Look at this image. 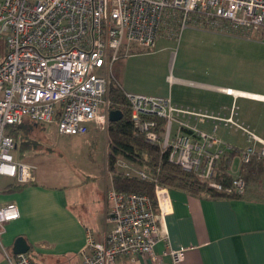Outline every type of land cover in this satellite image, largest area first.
<instances>
[{"label": "built area", "instance_id": "built-area-1", "mask_svg": "<svg viewBox=\"0 0 264 264\" xmlns=\"http://www.w3.org/2000/svg\"><path fill=\"white\" fill-rule=\"evenodd\" d=\"M190 21L237 31L247 39L255 33L264 43V0H0V177L21 185L34 182V167L13 155L9 126L25 121L56 125L63 135L86 134L90 125L109 131L111 69L120 53L128 55L135 45L152 49ZM124 95L136 132L171 163L216 191L244 193L240 175L227 188L215 179L222 156L235 150L215 135L217 123L247 137L250 146L242 151L241 163L264 158V141L235 119L234 108L226 118L176 106L170 98ZM205 122H213V134L198 128ZM135 165L123 158L115 163L127 177L154 182L155 203L147 195L117 192L111 183L104 237L98 240L88 230L76 264H118L122 259L166 264V256L173 264L184 260L185 250L170 246L164 224L173 211L170 189ZM19 217L14 202H0V264H43L3 245L5 226ZM161 242L165 250L158 256L155 246Z\"/></svg>", "mask_w": 264, "mask_h": 264}, {"label": "rangeland", "instance_id": "rangeland-1", "mask_svg": "<svg viewBox=\"0 0 264 264\" xmlns=\"http://www.w3.org/2000/svg\"><path fill=\"white\" fill-rule=\"evenodd\" d=\"M170 35L172 38L161 37L152 49L135 45L128 55L123 50L112 65V82L135 93L167 97L171 94L175 104L208 113H216V106L222 104L229 107L230 113L234 104V108H238L236 119L264 137V103L248 99V96L234 99L232 95L215 93L213 89L166 81L167 76H173L195 83L264 93V43L258 35L253 33L252 39H247L237 31L191 21L183 30L179 28L177 33ZM217 125L215 135L226 145L240 150L250 146L243 132L222 123ZM23 126L30 149L23 153L15 149V159L34 167V181L39 177L42 183L62 186L71 195L82 198L83 205L74 204L73 200L74 209L90 221L93 229H103L106 173L110 178L107 171L111 148L108 130L90 125L86 134L63 135L56 125L45 129L26 122ZM197 126L213 134V122L198 123ZM240 165L241 158L236 157L231 169L233 175H239ZM11 181L14 180L0 177V187ZM79 206L87 212L83 214Z\"/></svg>", "mask_w": 264, "mask_h": 264}, {"label": "crops", "instance_id": "crops-1", "mask_svg": "<svg viewBox=\"0 0 264 264\" xmlns=\"http://www.w3.org/2000/svg\"><path fill=\"white\" fill-rule=\"evenodd\" d=\"M166 81L199 89H213L215 93L232 95L234 99L246 96L225 94L223 90L264 96V93L195 83L173 76H167ZM122 89L128 93L142 94L123 87ZM157 97L170 98L173 102L171 94L168 97ZM257 100L264 103V100ZM173 104L184 107L174 102ZM233 108L234 104L229 113V107L222 104L216 106V113L213 114L228 118ZM237 109L234 108L235 119ZM241 124L246 127L244 123ZM252 132L264 141V137ZM108 177L106 173L103 229L91 227L90 221L84 219L78 209L75 210L72 206L73 200L74 204H85L83 199L71 195L69 190L62 186L42 183L38 177L37 181L24 184L26 186L13 193L2 194L1 190L4 187L16 182L4 183L3 187H0V202H14L18 206L20 217L5 226L3 245L12 250L15 240L22 236L30 246L28 254L33 259L43 264H76L80 261L81 252L85 248L88 230L92 231L98 240H102L107 229L106 217L110 207L107 192L112 186ZM169 193L173 211L166 216L164 224L169 234L170 246L175 250H185V258L178 264H264V192L249 189L239 198H213L203 194H190L180 189H170ZM79 208L83 214L87 212L84 207ZM164 250L165 244L162 242L155 246V253L158 256H162ZM139 261L145 264L142 260ZM163 262L173 264L169 256L163 257ZM118 264L129 262L122 259Z\"/></svg>", "mask_w": 264, "mask_h": 264}, {"label": "trees", "instance_id": "trees-1", "mask_svg": "<svg viewBox=\"0 0 264 264\" xmlns=\"http://www.w3.org/2000/svg\"><path fill=\"white\" fill-rule=\"evenodd\" d=\"M4 50L1 45V51ZM122 87L115 83L110 86L111 108L120 110L123 117L117 122H109L110 153L108 154L109 171L113 177V187L117 192L138 193L147 195L155 203V185L150 180H144L140 177H127L119 172L115 163L118 158H123L129 162L140 165L149 175L157 179L158 183L169 189H180L194 195H205L213 198H239L246 194L249 189L264 192V158L258 159L252 157L248 163H241L239 175L245 181L246 187L242 195L227 194L210 188L203 183L192 171H186L181 166L171 163L166 156H163L160 150L146 142L143 135L136 132L131 121V110L125 99ZM25 121L21 125H13L7 128V134L13 137L15 149H20L21 153L30 149V145L25 141L23 132ZM34 125L46 126L41 124ZM243 150L235 149L232 152H226L216 169L215 179L224 187H229L235 175L231 172L233 161L240 157ZM26 185L17 183L8 184L1 190L2 194L13 193Z\"/></svg>", "mask_w": 264, "mask_h": 264}, {"label": "water", "instance_id": "water-1", "mask_svg": "<svg viewBox=\"0 0 264 264\" xmlns=\"http://www.w3.org/2000/svg\"><path fill=\"white\" fill-rule=\"evenodd\" d=\"M123 117V114L120 110H112L109 113V121L117 122ZM30 246L25 240L24 237H18L12 247V252L14 255L27 254L29 253Z\"/></svg>", "mask_w": 264, "mask_h": 264}, {"label": "bare ground", "instance_id": "bare-ground-1", "mask_svg": "<svg viewBox=\"0 0 264 264\" xmlns=\"http://www.w3.org/2000/svg\"><path fill=\"white\" fill-rule=\"evenodd\" d=\"M230 93L237 94V95H242V96H248V97L254 98V99L264 100V96L258 95V94L246 93V92L235 91V90H231Z\"/></svg>", "mask_w": 264, "mask_h": 264}]
</instances>
